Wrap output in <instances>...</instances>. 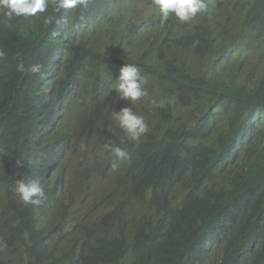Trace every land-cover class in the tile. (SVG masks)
Wrapping results in <instances>:
<instances>
[{"label": "clouds", "instance_id": "9594fccd", "mask_svg": "<svg viewBox=\"0 0 264 264\" xmlns=\"http://www.w3.org/2000/svg\"><path fill=\"white\" fill-rule=\"evenodd\" d=\"M0 16L32 18L22 32L30 35L27 66L18 65L25 80L11 90L27 94L5 117L21 124L34 159L33 176L14 191L35 206L38 229L48 202L66 205L67 189L86 173L106 170L112 181L118 170L123 184L135 176L131 196L146 212L140 236L159 256L177 245L181 264H264V167L259 192L248 178L223 198L245 210L236 224L172 233L181 215L202 207L215 176L243 172L264 134V0H0ZM182 80L184 94L159 90ZM37 102L33 116H21ZM51 104L56 115L41 119ZM148 137V152L128 157L120 147ZM77 211L66 214L75 224L84 215ZM25 239L49 246L40 235ZM84 252L79 240L66 264Z\"/></svg>", "mask_w": 264, "mask_h": 264}, {"label": "trees", "instance_id": "16d2710c", "mask_svg": "<svg viewBox=\"0 0 264 264\" xmlns=\"http://www.w3.org/2000/svg\"><path fill=\"white\" fill-rule=\"evenodd\" d=\"M31 19L7 21L0 16V151H5L0 159V264H66L77 250L79 240L85 252L77 264H99L103 259L106 264H181L184 255L177 245L171 246L166 256H159L144 242L140 235H143L146 212L137 211V200L131 196L137 193L135 185L138 183L132 176L129 184H123L118 170L112 181H107L106 170L92 175L86 173L80 183L67 189L66 205L57 200L48 202L45 225L38 229L32 223L35 222V206L22 204L14 189L18 179L33 176L34 159L28 157L30 147L21 124H14L5 117L14 112V104L27 94L24 88L15 94L11 90L17 82L25 80L24 71H18V65L23 64L24 69L27 66L30 35L22 32L29 27ZM159 90L177 95L186 93L188 87L182 80L177 86L163 82ZM33 105L31 110L23 108L21 116H33L39 102ZM50 115H56L53 104L41 114V119ZM257 140V145L245 156L243 172L238 175V170L233 168L224 175L215 176L210 191L201 194L202 207L190 211L187 219L181 215V222L173 224L172 233L183 235L189 229L196 233L199 224L202 233L207 235L211 234L214 223L230 226L240 220L245 210L223 198L230 193L231 183L239 185L248 178H252L251 190L259 192L261 179L256 174L264 167V134H259ZM120 147L131 157L142 148L150 151L154 143L148 137L143 144L127 141L120 143ZM80 207L84 215L75 224L66 214L78 217ZM155 212L159 219L166 215L161 209ZM29 235L32 238L42 236L49 246L38 240L27 241L25 236ZM36 247L39 252L32 254Z\"/></svg>", "mask_w": 264, "mask_h": 264}]
</instances>
